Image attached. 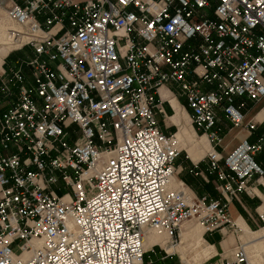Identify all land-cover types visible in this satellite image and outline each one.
Instances as JSON below:
<instances>
[{"label":"built area","instance_id":"obj_1","mask_svg":"<svg viewBox=\"0 0 264 264\" xmlns=\"http://www.w3.org/2000/svg\"><path fill=\"white\" fill-rule=\"evenodd\" d=\"M2 17L10 51L33 55L0 87V264H152L157 246L169 264L151 235L238 229L227 203L174 181L160 89L177 84L204 131L219 109L249 134L264 123V0H0ZM262 150L264 135L208 153L226 198L253 193ZM225 264H253L246 244Z\"/></svg>","mask_w":264,"mask_h":264},{"label":"crops","instance_id":"obj_2","mask_svg":"<svg viewBox=\"0 0 264 264\" xmlns=\"http://www.w3.org/2000/svg\"><path fill=\"white\" fill-rule=\"evenodd\" d=\"M11 49L12 47L8 48V46L0 44V87L4 78L10 77V71L16 67L17 61L29 59L33 55L30 48H24L19 51L25 50V56L18 57L14 63H11L10 58L16 53L10 51ZM24 73L31 79V70L28 67L24 68ZM160 95L164 101L163 107L166 114L164 116V114L158 113L160 126L166 134H176L181 145V154L175 163L174 181L185 183L197 196L209 195L214 199L227 203L232 219L236 221L241 220L249 229H251L250 224L256 223L257 219L261 222L258 213L264 209V176L259 177L258 175H254L248 180V186L253 190L252 194L239 192L236 197L226 198L219 189V185L224 183V181H220L217 174L211 173L209 170L208 153L212 149H215L222 157H226L244 138H247L251 143H256L259 137L264 135V123H259L257 128L249 134L246 129L234 126L225 117L222 110L219 109L217 111L220 116L219 122L211 130L204 131L194 125L192 111L189 108L186 97L182 94L177 84L169 83L163 86L160 89ZM237 102H240V97L237 98ZM248 105L252 110L248 113L247 120L252 117L253 112L261 107V104L254 106L252 102H249ZM252 106L254 107L252 108ZM7 107V99L0 94V113L4 112ZM212 132H215L217 140L211 139L210 134ZM260 152H256L254 157L264 168V155L260 154ZM221 163L227 171L223 160ZM182 228L190 232L193 227L184 223ZM206 236L213 242L212 245L205 243L202 234L204 247H212V256H210L214 261L213 264H219L217 256L221 252H224L230 258L234 247L239 243V239L234 237L235 235H232L230 232L225 233L223 236L221 231H214L206 233ZM150 238L152 239H149L151 244L155 242L161 244L165 240L163 236L153 235ZM156 238H160L161 241H155ZM240 238L244 239L242 235H240ZM214 250L218 252H214ZM180 255L182 254L180 253Z\"/></svg>","mask_w":264,"mask_h":264},{"label":"rangeland","instance_id":"obj_3","mask_svg":"<svg viewBox=\"0 0 264 264\" xmlns=\"http://www.w3.org/2000/svg\"><path fill=\"white\" fill-rule=\"evenodd\" d=\"M14 52H16V53H14L12 55V57L10 58V62L11 63H14V61H15L16 58L21 57V56L22 57L25 56V50H23V51H14ZM199 133H201V132H199ZM197 140H199V139H197ZM202 140L204 141V139H202ZM178 145L181 146L180 143H178ZM260 154H263L264 155V151H261ZM62 192H64V191H62ZM62 192H60V193H62ZM234 221L236 222V225L238 226L237 221L236 220H234ZM186 223L189 224V225H191V227H193V228L198 227L202 231V234H203L205 243L212 245L213 242L211 240H209V238L206 236V233H204V229L202 228V226L200 224H198L195 220H191V221L186 222ZM250 228H251L250 229L251 231L256 232V233L250 234L249 240L252 239L256 235H263L262 223L259 222L258 219H257V222L254 223L253 225L250 224ZM227 232H230L232 235H235L234 237L238 238L239 239V242H243L244 243L245 240L240 238L241 230H240V227L239 226H238V229L236 231H234L232 228L231 229L230 228L225 229L222 232V235L224 236L225 233L227 234ZM187 235H188V230H184V228H182V234L180 236L179 242L182 239H185V237H187ZM149 239L152 240L151 238H149ZM149 239L146 242V245H148V246H149V244H151V242H150ZM184 244L185 245L186 244H190V245L192 244V242L190 241L189 237L187 238V240H186V242ZM259 246H260V248H257V247L254 248L252 246H247V250H248V253H249L250 261L253 264H264V243H260ZM192 249H193V246L186 247V252L188 254V258H191L192 256L195 255V251L192 250ZM215 251H217V250H214V252ZM173 252H174V254H172L168 258L167 263H169V264H187L185 262V260H184L183 254L180 251H178L176 249ZM173 252H169V253H173ZM179 252L182 255H180ZM147 255L151 257L152 264H165V261L162 260V258H161L162 256L165 255V250L163 248H161L160 246H157V247L153 248L152 250H148ZM211 256H210V258L204 260L201 264H213L214 261L211 258ZM217 258H218L219 264H225L226 261H227V259H228L227 255H225L224 252H221V254L217 256Z\"/></svg>","mask_w":264,"mask_h":264},{"label":"bare ground","instance_id":"obj_4","mask_svg":"<svg viewBox=\"0 0 264 264\" xmlns=\"http://www.w3.org/2000/svg\"><path fill=\"white\" fill-rule=\"evenodd\" d=\"M1 20H5L2 21ZM11 28V23L5 19L0 18V44L8 46V48L12 47L8 42L7 38V30ZM177 137V136H176ZM238 226L240 227L242 237L246 242H244L247 246L257 247L260 248L259 244L264 243L263 235H256L252 239L249 240L250 234L256 233L251 231L241 220L237 221ZM183 226V225H182ZM154 236H161L157 234H153ZM151 235V236H153ZM189 237L192 244H184ZM155 241H161L160 238H156ZM147 242V241H146ZM162 247H164L168 252H173L176 249L183 254L184 260L187 264H201L204 259H207L211 255V248L210 246L204 247L203 239H202V231L198 228H192L190 232H188L187 237L182 239L177 245H169L168 240L165 238L161 242ZM193 246L195 251V255L191 258H188V254L186 252V247Z\"/></svg>","mask_w":264,"mask_h":264}]
</instances>
